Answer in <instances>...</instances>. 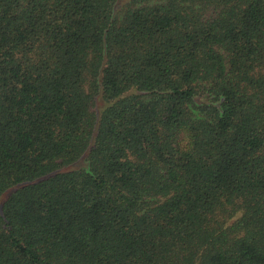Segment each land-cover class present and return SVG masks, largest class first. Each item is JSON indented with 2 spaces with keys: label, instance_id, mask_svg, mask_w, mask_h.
<instances>
[{
  "label": "trees",
  "instance_id": "1",
  "mask_svg": "<svg viewBox=\"0 0 264 264\" xmlns=\"http://www.w3.org/2000/svg\"><path fill=\"white\" fill-rule=\"evenodd\" d=\"M0 264H264V0H0Z\"/></svg>",
  "mask_w": 264,
  "mask_h": 264
}]
</instances>
